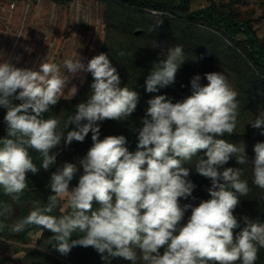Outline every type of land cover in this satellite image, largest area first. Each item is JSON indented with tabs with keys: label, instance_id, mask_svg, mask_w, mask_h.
<instances>
[{
	"label": "clouds",
	"instance_id": "1",
	"mask_svg": "<svg viewBox=\"0 0 264 264\" xmlns=\"http://www.w3.org/2000/svg\"><path fill=\"white\" fill-rule=\"evenodd\" d=\"M156 47L161 51L145 80L148 93L174 83L188 60L182 45L165 49L155 42ZM63 69L72 76L91 73L93 82L86 102L78 103L61 125L58 118L45 115L65 96L69 78L60 67L44 59L38 69L0 60V107L6 109L7 132L0 137V189L13 203L29 190L28 173L57 165L62 143L68 147L83 142L89 133L92 141L78 161L83 172L75 187L69 189L77 164L65 162L51 173L47 202L33 200L26 216L12 225L0 222V230L9 227L19 234L37 226L53 234L50 244L61 255L76 246L91 247L106 264L112 258L131 264H256L264 248V222L234 215L250 188L241 179L240 167H224L233 156L239 165L248 164L243 144L238 147L223 138L235 133L239 117L238 93L227 77L205 73L208 83L202 86L200 75H195L191 95L175 103L166 95L149 99L141 126L130 122L138 140L131 152L124 135L101 139L100 123L128 121L140 94L121 87L120 75L105 53L87 65L78 57L66 59ZM71 91L75 95L77 88ZM250 124L264 135V111ZM254 152L253 183L264 190V143H257ZM32 153L40 159L39 167ZM193 157L198 158L196 172L211 181L210 199L181 205L196 187L186 166ZM65 201L68 210L53 215ZM12 211L10 204L0 202V217Z\"/></svg>",
	"mask_w": 264,
	"mask_h": 264
},
{
	"label": "rangeland",
	"instance_id": "2",
	"mask_svg": "<svg viewBox=\"0 0 264 264\" xmlns=\"http://www.w3.org/2000/svg\"><path fill=\"white\" fill-rule=\"evenodd\" d=\"M177 4L189 12L208 7L226 13L232 11L231 18L249 22L264 45V0H181ZM155 42L165 49L182 45L188 60L178 70L174 83L158 92L148 93L145 80L161 51L160 47L153 48ZM100 53L107 54L117 69L121 87L126 85L140 94L138 106L128 121L106 120L100 123L101 139L107 135H124L127 139L135 140L134 146H127L131 152L137 150L138 140L137 134L131 130L130 122H134L135 127L141 126L140 119L146 112L149 99L155 95H166L175 103L191 95V80L195 75H200L202 86L208 83L205 73L222 72L227 77L238 93L239 117L235 133L223 138L238 147L243 144L248 164L239 165L233 156L224 167H240L243 173L241 179L246 180L250 188L247 196L240 197L234 215L264 222V190L253 183L252 172L254 146L264 143V135H261V129H254L250 124L264 111V68L258 69L249 62L247 45L241 36L229 35L222 29L209 27L199 21L177 19L170 14L151 10L132 9L118 0H0V60L16 67L38 69L44 59L57 64L62 74L64 72L69 78L65 96L45 114L46 117L58 118L61 125L74 114L78 103L86 102L93 82L91 73L81 72L72 76L63 69V62L78 57L87 65L91 58ZM73 86L77 88L75 95L71 91ZM13 103L19 104L20 101L13 100ZM5 114L6 109L0 107V137L7 134L3 119ZM78 143L73 141L68 147L62 143L57 149L58 166L68 162L78 167L73 183L69 185L70 190L78 184L83 172L78 161L92 145L91 133L81 142L80 150L77 149ZM32 155L34 162L39 165L37 154ZM198 155L206 158L204 151ZM197 159L193 157L186 164L190 167L188 179L196 187L191 197L181 199V205L190 203L196 206L201 200L210 199L207 190L211 187V181L196 172L194 166ZM46 172L41 169L35 175L28 173L29 190L17 203H13L0 189V202L10 204L13 208L6 217H0V222L12 225L29 213L33 200L45 202L46 197L52 194L48 187L51 173L47 180L42 181L41 176ZM67 210L65 201L53 215H61ZM190 214L189 209L182 223L187 221ZM52 235L37 226H31L19 234L5 227L0 230V264H53L54 258L88 264L89 247L76 246L69 254L61 255L51 249L49 238ZM75 238L74 235L72 239ZM108 264L131 263L122 258H112ZM256 264H264V248L259 250Z\"/></svg>",
	"mask_w": 264,
	"mask_h": 264
},
{
	"label": "trees",
	"instance_id": "3",
	"mask_svg": "<svg viewBox=\"0 0 264 264\" xmlns=\"http://www.w3.org/2000/svg\"><path fill=\"white\" fill-rule=\"evenodd\" d=\"M129 8L138 10H151L153 12L170 14L174 18L183 19L187 21H199L203 24H207L212 28H219L224 30L229 35H239L242 37L243 42L247 45L249 62L258 69L264 68V45L257 37L254 29L247 21H235L231 18L232 11L223 12L215 9L214 7H208L204 10L189 12L187 9H183L181 5L177 4L181 0H118ZM135 140L127 139L126 146H134ZM81 147V142L78 143L77 149ZM88 147L87 149H89ZM39 165L41 161L38 162ZM58 156L57 165L48 170L45 174H42V181L47 180L50 173L56 170L58 167ZM73 183V180L70 182ZM47 202V197L44 203ZM52 250H55L53 246ZM88 264H102L105 261L101 259L100 255L91 247L87 253ZM54 258V257H53ZM54 258L53 264H81L75 263L67 258ZM131 263V262H130Z\"/></svg>",
	"mask_w": 264,
	"mask_h": 264
}]
</instances>
